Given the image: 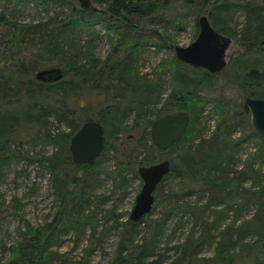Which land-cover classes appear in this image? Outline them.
<instances>
[{
  "label": "trees",
  "instance_id": "1",
  "mask_svg": "<svg viewBox=\"0 0 264 264\" xmlns=\"http://www.w3.org/2000/svg\"><path fill=\"white\" fill-rule=\"evenodd\" d=\"M48 1L55 3L60 10L55 9L52 14L47 12L44 17L32 21L19 22L8 18L2 8L0 9V25H4L0 33V52H8L14 60L12 71L8 75L15 80L20 90L19 99H7L11 84L3 80L4 75L0 74V137L11 130L13 124H28L40 131L52 122L50 118L63 121L68 119L70 114L84 110L80 123L72 128L74 130L65 132L47 129L48 140L52 141L56 148L62 147L66 152L65 157H61L59 151H56L47 159L55 163L58 159L61 162L60 159L65 158V163L72 160L68 150L69 138L83 121L96 119L102 123L103 129L105 125H109L112 130L118 131L125 128L123 121L127 113L135 110L133 125H142L137 142H132L129 150L121 148L120 144L113 146L117 165L112 178L114 185L119 187L128 180L126 170L137 173L139 165L155 161L145 156L139 157L141 149L154 148L151 140L144 134L145 127H150L152 120L144 121V114L152 112L154 119L174 112L175 109L181 110L186 105L175 102L171 93L170 103L157 107L160 102L159 89L153 81L145 79L144 76L135 77L137 75L130 68L134 53L133 43L136 44L134 39L143 26L134 20L153 16L173 3L188 0H93L101 6V11L83 7V0ZM243 6L248 12V26H245L243 31L242 45L247 48L243 55L234 60L239 75L237 79L244 97L264 98V5L244 3ZM217 7L220 19H217L213 12L210 13L209 19L216 29L222 31V18L227 20L229 6L226 0H223ZM110 17L119 20V27L127 34L124 38L120 37L121 44L133 43L123 48L122 55L116 52L119 47L122 50V45L117 46L115 43L113 49L101 59L93 51V30L87 31V43L80 44L78 38L87 29L84 24L103 21L106 22L107 28H111ZM251 23L253 28L249 26ZM13 50L17 51L16 57ZM30 62L32 65H29ZM47 63L59 66L63 76L49 82L37 79L34 75L35 69H41ZM5 67L7 66H3L2 70H5ZM111 69L115 71L111 72ZM196 81L199 83L202 79ZM87 86L96 90L103 88L98 100L101 105L104 101L107 102L94 117L87 113L91 105H82L79 102L81 91ZM13 96L15 98V94ZM194 100H199L197 95ZM122 101L126 104H121ZM11 103L19 109L3 114V108H7ZM221 105L217 108L219 116L210 133H204L206 128L193 133L194 118L188 112V128L182 137L168 148L174 152L169 158L170 170L155 189L153 208L157 205L163 207L159 217L148 221L150 235L143 236L139 242H132L130 239L128 250L116 251L110 259V264H264V176L260 171L264 162V138L251 130L248 134L257 138L258 146L242 158L244 134L236 135L234 132L237 118L244 117L246 113L240 110L229 114L228 108ZM193 106L192 104V108ZM149 131L150 129L145 131L146 136ZM107 146L109 144L105 140L103 151ZM103 151L92 165L76 163L77 167L86 166L87 169L79 186L85 183L90 186L95 176L93 170L97 169ZM48 167L52 170L51 166ZM54 171V181L61 196L63 183L67 179L64 178L61 184V179ZM246 182L249 184L245 185ZM80 193L86 201L81 207L83 213L84 209L88 208L92 191L83 188L79 190L78 194ZM193 195L198 196L192 201ZM250 208L254 211L245 218L244 213ZM62 210L58 211L57 219L51 227L27 228V231L23 232L22 245L13 249L14 255L7 263L50 264V260H55L56 251L52 246L58 237L68 230H79L86 222L78 209L63 207ZM178 211L181 213L179 216ZM173 213H176L179 220L184 216L187 225L175 245V254L166 262L164 258L158 257L161 254L156 250L159 236ZM113 215V218L117 217L118 220L119 216ZM61 218H65L63 223ZM140 221L141 219L132 222L128 218L123 222L127 225L126 229L129 227L136 231ZM57 222L62 224V227L55 229ZM205 246L211 247L210 254L203 253Z\"/></svg>",
  "mask_w": 264,
  "mask_h": 264
},
{
  "label": "rangeland",
  "instance_id": "2",
  "mask_svg": "<svg viewBox=\"0 0 264 264\" xmlns=\"http://www.w3.org/2000/svg\"><path fill=\"white\" fill-rule=\"evenodd\" d=\"M36 1L0 0V9L2 8L6 17L14 18L19 22L39 19L47 15V12L52 14L53 10H60L55 6V3L48 0ZM221 2L223 0L177 2L161 9L153 16L134 20L143 26L134 39L136 44L133 42L121 44L122 38L127 34L123 33V29L119 27L120 21L113 20V17H110L111 22H109L111 28H107L106 22L103 21L84 24L87 29L85 30L82 26L85 31L81 33L78 40H80V44L87 43L89 37L87 31L93 30L95 33L93 51L101 59L113 49L115 43L117 46L122 45V50L120 47L116 50L121 55L124 54L123 48L129 47L133 43L134 53H132L130 68L137 75L136 78L144 76L145 79L153 81L156 88L159 89L160 102L156 106L170 103L169 99L171 95H174L172 99L175 102L179 101L187 105L181 110H186L193 116V133L205 128L204 133H210L219 116L217 109L219 105L222 104L221 106L227 107L229 114L243 110L244 96L239 87L237 79L239 75L234 63L235 58L243 55L247 48L246 45H242L243 31L245 26H248V12L243 4H263V0H226V4L229 6L227 20L222 18L224 29L222 31L217 30L229 36L231 43L226 49V66L220 72H210L203 67H193L178 59L175 56L174 47L187 45L196 38L199 32L198 17L200 15L206 14L209 17L210 13L213 12V15L220 19L218 18L217 6ZM82 6L101 11V6L93 0H83ZM211 24L213 25L212 22ZM3 26L0 25V33L3 31ZM249 26L254 27L252 23ZM214 28L216 27L214 26ZM16 53L17 51L13 50L15 57ZM11 58L8 52H0V74L4 75L3 80L11 84L7 99L15 101V99L20 98V90L15 80L8 75L12 71L11 65L14 63ZM29 65L32 63L30 62ZM3 66H7L5 70H2ZM49 66L54 65L47 63L43 68ZM114 69L116 70V67ZM114 69L110 71L114 72ZM36 71L35 69V73ZM28 77L30 76L28 75ZM197 79H202V81L196 83ZM102 89L96 90L87 86L81 91L79 102L82 105L86 103L91 105L87 111L90 116H96L101 111V106L103 108L106 106V101L101 105L98 100V97L103 93ZM13 94H15V98H13ZM196 95L199 99L197 101L194 100ZM122 103L126 104L123 101ZM13 104L3 108V114L12 112L13 109H19ZM192 104L194 105L193 108ZM83 111L74 112L63 121L50 118L52 122L48 124L46 129L40 131L28 124H13L10 127L11 130L0 137V264H9L7 261L14 255L13 249L17 245H22L23 232L27 231V228L51 227V224L57 219L58 211L62 210L63 207L65 209H78L86 222L79 230H68L58 237L55 241L56 244L54 243L52 246V249L56 251V259L50 260V264H110V259L116 251L119 249L128 250L130 239L132 242L135 240L139 242L143 236L150 235L148 221L159 217L163 206H155L142 217L136 231L129 227L126 229L127 225L123 221L129 217L136 195L141 188L142 180L138 172L133 173L131 170L125 171L128 180L119 187L114 185L112 178L113 170L117 165V156L113 146L120 144L121 148L129 150L133 145L132 142H137L138 136L141 135L142 125L140 123L138 126L133 125L135 110L127 113L126 119L123 121L124 129L114 131L109 125L104 126V138H106L109 146L103 151L97 169L93 170L95 176L90 186L88 183L79 186L80 181L86 175V166L77 167L71 159L70 162L65 163V158L60 159L61 162L59 159L53 158V160H57L55 163L47 159L56 151H59L61 157L66 155L62 147L56 148V145L48 140L47 129L69 131L80 123ZM175 111L177 110L175 109ZM152 116V112H146L143 119L144 121L153 120ZM237 120L234 133L236 135L244 134V141L241 146L242 158H244L258 146V140L248 134L251 133V130L253 131L248 113L244 117L237 118ZM149 129L150 127H145L144 134L146 138L150 139V135L146 136L145 133ZM173 155L172 150H159L154 146V148L141 149L139 157L145 156L148 159L159 161L164 158L169 159ZM261 165L260 171L264 176V162ZM48 166H51L52 170ZM52 171L59 176L61 184L64 178L67 179L65 184L63 183L61 196L58 194ZM75 180L78 181L75 182ZM248 184L249 182L245 183V185ZM83 188L89 189L92 194L89 198L90 201H88V208L86 207L82 213L81 207L86 201L78 192ZM197 196L193 195L191 200L197 199ZM253 211L254 209L250 208L244 213V217H249ZM113 214L119 216L118 220L117 217H115L116 220L113 218L115 216ZM180 214L178 211V216ZM64 220L65 218L63 220L61 218V223ZM186 220L184 216L179 220L176 213H173L166 221L164 231L159 236L156 250L158 254H161L158 257L164 258L166 262L175 254V245L183 235L187 225ZM61 225L57 222L55 229H58L59 226L62 227ZM211 251L209 246H205L203 249L205 254H210ZM161 264H165V262Z\"/></svg>",
  "mask_w": 264,
  "mask_h": 264
},
{
  "label": "water",
  "instance_id": "3",
  "mask_svg": "<svg viewBox=\"0 0 264 264\" xmlns=\"http://www.w3.org/2000/svg\"><path fill=\"white\" fill-rule=\"evenodd\" d=\"M264 5V0H263ZM199 32L196 38L187 45H176L175 56L191 64L203 67L210 72H220L226 66V49L231 38L218 31L211 24L209 17L202 14L198 17ZM63 76L59 66H49L36 71L35 77L42 81H56ZM242 109L249 114L253 131L264 138V98L245 96ZM190 115L186 110L165 113L155 117L150 125V140L159 150L168 149L186 132ZM105 146L104 129L100 121L87 119L71 134L68 149L73 162L92 165ZM171 162L164 158L137 168L142 180L141 188L136 195L134 205L129 213L132 222H138L149 213L155 202V189L169 172Z\"/></svg>",
  "mask_w": 264,
  "mask_h": 264
},
{
  "label": "bare ground",
  "instance_id": "4",
  "mask_svg": "<svg viewBox=\"0 0 264 264\" xmlns=\"http://www.w3.org/2000/svg\"><path fill=\"white\" fill-rule=\"evenodd\" d=\"M189 64V63H188ZM191 65V64H190Z\"/></svg>",
  "mask_w": 264,
  "mask_h": 264
}]
</instances>
